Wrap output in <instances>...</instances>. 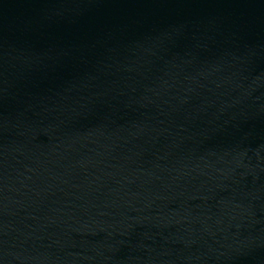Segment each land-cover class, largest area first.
<instances>
[{
    "label": "water",
    "instance_id": "95a60500",
    "mask_svg": "<svg viewBox=\"0 0 264 264\" xmlns=\"http://www.w3.org/2000/svg\"><path fill=\"white\" fill-rule=\"evenodd\" d=\"M0 264H264V0H0Z\"/></svg>",
    "mask_w": 264,
    "mask_h": 264
}]
</instances>
